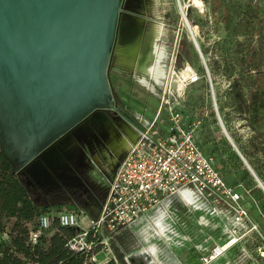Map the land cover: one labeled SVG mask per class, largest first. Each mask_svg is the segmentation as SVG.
<instances>
[{"label":"rangeland","instance_id":"obj_1","mask_svg":"<svg viewBox=\"0 0 264 264\" xmlns=\"http://www.w3.org/2000/svg\"><path fill=\"white\" fill-rule=\"evenodd\" d=\"M220 2L221 0H129V6H127L122 15L121 24L128 27L132 26L131 16H135L137 18L134 19L133 26L138 23L140 18L143 20L140 24L144 31L150 27H155L160 36L157 44L159 47L166 49L170 59V68L167 85L163 89L157 87L156 93H154L138 81L141 74L134 75L136 72L133 74L118 66L116 57L110 68L109 76L118 106L122 109V112L119 115L113 114L110 116L109 128L112 129V132H117V138L112 143L113 145L120 144L124 138L131 136L130 133H136L137 129L146 128L142 123V119L151 125L159 111L161 113L155 123L156 128L159 131L168 133V121L170 110L172 109L182 113L183 126L186 129L193 130L195 141L201 147L202 143L206 144L207 147L209 141L206 133H202L203 130L200 129L199 121L205 119L209 112L207 103L203 101L206 96L211 97L212 106L215 108L213 95L215 101L217 95H225V91L229 89V81L223 75L225 71L237 75L240 71L245 72L249 68L252 69L253 63L260 58L262 60L260 70L254 71L255 76L251 78L252 80L247 81L250 85H246V94L248 95L250 90H255V88H264V0H226L224 6L230 8L233 18L235 17L234 11L238 7V3L246 4L249 7L250 21L254 27L251 30L252 35L246 38L243 36L233 37L229 39L232 42L228 46L222 43V40L225 39V33L219 28H222L223 25L217 23L219 19L217 6L220 5ZM221 9L223 12L224 9ZM183 15H186L199 47L202 44L205 49H208V53L206 56L203 55V59L193 43ZM185 38L193 44L199 56L198 59L193 52L191 60L179 55L180 43ZM237 40L240 42L245 41L246 44L238 46ZM229 50L231 51L230 55H228ZM223 52L226 55L222 61L221 54ZM214 60L219 61V72L213 80L210 75L211 85L207 69L210 73L208 63L210 64ZM200 66H203L207 76L205 80L209 84V95L202 86L203 76L199 69ZM195 74L199 75V81L189 84L188 79ZM173 76L182 83L183 91L171 89L170 85ZM197 99H200V101L196 107H193V103ZM225 112L229 114L231 119L230 132L224 123L223 125L236 147L241 154V150L247 153L248 160L244 158L251 168L249 160L251 163L261 166L264 173V152L251 156L256 152V143L251 141L252 130L244 120H240L233 113L231 107H227ZM220 127L221 131L217 132L216 135L219 133L225 135L224 129L221 125ZM90 129V132H95L96 135H91L94 143L93 147L84 138L82 130L78 129L74 136L70 137L69 142L65 144V160L63 164L59 165L50 159L41 162L42 164H50L57 169L73 167L77 170L75 184H72L73 187L69 188L70 200L84 198L88 204L94 205L97 203L99 207H102L103 211L108 196L109 183L112 180L113 169L115 164L126 155L127 148L121 147V143L117 152H110L106 148L108 143V138H105L106 135H102L94 126H90ZM211 130H214V127H211ZM95 152H98L99 157L92 162V156ZM115 153L120 155L119 160H116L117 156H115ZM213 164L216 167L214 159ZM220 175L224 183L240 195L239 204L249 210L259 229L264 230V203L260 200L257 189L254 187L255 185H252V189H249V191H244L242 186L244 183L235 186L231 183V179H227L221 173ZM255 184L259 187L256 180ZM194 196L198 199L197 208L179 202L172 195L167 198V201L160 209L153 208L148 213V215H154L162 210V216L157 220L159 223L162 220L161 229L166 227L162 231L165 236L157 233L160 227L155 226L154 222L149 219H142L138 224L121 228L120 231L123 230L125 232L123 236H125L126 232L131 234L132 231L129 229L136 231L138 234L135 240L132 239V236L127 239L128 241L125 240L129 244L127 247L130 253H125L123 262L126 264L127 256L130 261L131 257L139 256L142 249L147 247V245H155L158 253L155 257L151 256L148 259V261H154L152 264H160V262L164 261L165 252L163 248L165 246L179 258L182 264H192L197 260V258L193 260L195 257L208 254L215 244L226 243L231 238V232L235 229L230 218L238 215L239 210L233 208L232 205H228L226 197L220 193H206L205 195L195 193ZM59 209H71L79 214L85 213L84 210L72 204L62 205ZM54 213H56V209ZM241 229L244 230L243 227ZM115 234L116 232L109 233L105 227L102 229V235L109 237V246L114 252L113 254L116 255V250L123 248L125 251V246L123 247L119 240H115ZM120 240H122V237ZM243 244L244 240L241 239L235 247L227 252L226 257L219 259V262L221 264H230L239 254L238 247ZM96 255L99 259H102L101 255L103 254L100 249ZM212 264H216V261H213Z\"/></svg>","mask_w":264,"mask_h":264},{"label":"water","instance_id":"obj_2","mask_svg":"<svg viewBox=\"0 0 264 264\" xmlns=\"http://www.w3.org/2000/svg\"><path fill=\"white\" fill-rule=\"evenodd\" d=\"M123 1L0 0V148L14 170L54 151L94 108L112 104L109 72ZM127 47L138 59V40ZM213 100L215 105L214 95ZM215 111L228 141L264 192Z\"/></svg>","mask_w":264,"mask_h":264},{"label":"trees","instance_id":"obj_3","mask_svg":"<svg viewBox=\"0 0 264 264\" xmlns=\"http://www.w3.org/2000/svg\"><path fill=\"white\" fill-rule=\"evenodd\" d=\"M226 0H221L217 6L219 19L217 23L223 26L219 30L225 33V39L222 43L226 46L230 44L233 37H248L252 35L253 24L250 21L249 7L244 3H238L235 17L233 18L230 8L225 7ZM223 8V12L222 9ZM234 24V25H233ZM238 46H244L245 41H236ZM201 52L207 55L208 49L200 44ZM194 53L198 59L193 44L185 38L180 43L179 55L187 60H191V54ZM231 51H228L230 55ZM225 53L221 54L222 61ZM262 60L254 62L252 69L245 72H239L237 75L225 71L224 77L229 81V89L225 95L216 96V104L221 119L230 132L231 119L225 112L227 107H231L233 113L244 120L252 130V142L256 143L255 150L251 156L264 152V88H255L250 90L247 95L246 85L248 80L254 75V71H259ZM221 63V62H220ZM219 61L214 60L208 68L212 80L218 74ZM203 76L202 86L209 95V84L205 80L206 73L203 66L199 67ZM214 83V81H213ZM191 101V99H190ZM200 99L193 103L196 107ZM204 103L208 106V115L200 121L202 133H206L209 145L202 143V147L196 141L198 146L208 157H212L216 162V169L235 186L244 183L243 190L249 191L252 185L258 192L260 200L264 203V192L255 184L254 177L245 167L244 162L237 154L233 146L221 131L220 123L212 106L211 97L204 98ZM214 127V130H211ZM233 137V136H232ZM234 139V137H233ZM235 140V139H234ZM236 142V140H235ZM206 147V148H205ZM241 150V149H240ZM243 157L247 159L248 155L243 150ZM248 160V159H247ZM254 172L264 184V173L262 167L251 163ZM50 164H42L38 159L31 162L26 167L14 170L10 161L6 158L0 148V264H95L89 260V257L82 253H75L68 247L69 240L74 237L79 230L71 227L60 226L55 222V231L52 234L46 232L37 243L30 242L31 231L38 228V219L42 214L60 211L62 205H74L82 210L94 220L100 217L102 207L97 203L88 204L84 198L70 200L69 188L75 184L76 174L71 172H59ZM117 259L119 264L123 262L124 254L117 249ZM107 264H116L111 261Z\"/></svg>","mask_w":264,"mask_h":264},{"label":"built area","instance_id":"obj_4","mask_svg":"<svg viewBox=\"0 0 264 264\" xmlns=\"http://www.w3.org/2000/svg\"><path fill=\"white\" fill-rule=\"evenodd\" d=\"M207 73L212 85L208 69ZM199 79L195 74L188 81L193 84ZM215 109L218 110L216 104ZM160 113L151 125L142 119L146 128L137 129L136 141L113 169L108 196L97 220L71 209L45 213L38 219V228L31 231L30 242L37 243L58 222L63 227L79 228L68 242L71 251L87 255L95 264L111 261L118 264L109 246V237L102 235L103 227L110 233L138 224L153 208L160 209L172 195L220 193L228 205L239 210L238 215L230 218L235 229L226 243L215 244L195 264L217 262L241 239L245 245L238 247L239 254L230 264H264V230L259 229L249 210L239 204L240 195L224 183L213 158L206 156L196 143L193 130L183 126L182 113L170 110L168 133L156 128ZM99 249L104 253L102 259L96 255Z\"/></svg>","mask_w":264,"mask_h":264},{"label":"bare ground","instance_id":"obj_5","mask_svg":"<svg viewBox=\"0 0 264 264\" xmlns=\"http://www.w3.org/2000/svg\"><path fill=\"white\" fill-rule=\"evenodd\" d=\"M196 2L199 3L198 1ZM142 21L143 20L139 19L136 25L122 28L116 54L117 65L133 74L137 71L134 75L141 74L138 81L143 86L156 93L157 87L163 89L168 83L170 59L166 49L159 47L157 44L160 37L158 30H156L155 27H150L144 31L140 24ZM135 39H137L139 45H141L138 59L133 56L134 52L132 47H127L128 44ZM170 86L171 89L177 91L183 89L182 83L177 81L175 76H173ZM130 135V137L123 139L121 142L122 144L120 143L121 147L130 148L136 141L138 132H132ZM120 144H117V146L120 147ZM178 198L185 205L197 208L198 199L191 192H186L183 196H179ZM154 225L158 226L157 224Z\"/></svg>","mask_w":264,"mask_h":264},{"label":"flooded vegetation","instance_id":"obj_6","mask_svg":"<svg viewBox=\"0 0 264 264\" xmlns=\"http://www.w3.org/2000/svg\"><path fill=\"white\" fill-rule=\"evenodd\" d=\"M127 6H129V0H124L122 7H121V15H120V20H119V26H118V31H117V43H116V49L118 50V46H119V39H120V33L122 28L128 27V26H124L121 24L122 22V15L124 13V10L127 8ZM132 18V25L134 24V19L137 18L135 16H131ZM140 19V18H139ZM141 47V45H140ZM114 60H116V56H113V60L111 62V66L114 62ZM111 68V67H110ZM110 75V72H109ZM111 91H112V104L107 107V108H101V107H96L94 108L92 111H90L89 115H87L83 120H81L79 123H77L70 131H68L59 141L60 144H58L54 151H52L49 154H44L41 157L38 158L39 161H45V160H53L55 163L63 164L64 163V153H65V144L69 142L70 137L74 136V133L77 132L78 129L82 130V133L84 135V138L89 141L90 145L93 147L94 143L92 142V137L91 135H95V132L91 133L90 132V126H94L95 128L98 129V132L102 133V135L104 134L105 138H108V143L106 145L107 150H110V152L113 151H118V149L120 148L119 146H117V144L113 145L112 143H114L116 141L115 138H117V132H112V129L109 128V124H110V116H112L113 114H121L122 109L118 106L117 100H116V95L115 92L111 86ZM94 120V121H93ZM115 139V140H114ZM114 140V141H113ZM112 150V151H111ZM95 151V150H94ZM127 151V150H126ZM116 160L120 159V155H118L117 153H115ZM98 156V152H95L92 156V162L93 160L96 161ZM124 158V157H123ZM122 158V159H123ZM121 159V160H122ZM120 160V161H121ZM120 161L118 163L115 164V167L120 163ZM64 167V166H63ZM71 167V166H70ZM57 169V168H55ZM57 169L60 170L59 172H63V171H67V172H71L76 174L77 176V170H75L73 167L71 168H66V169Z\"/></svg>","mask_w":264,"mask_h":264},{"label":"crops","instance_id":"obj_7","mask_svg":"<svg viewBox=\"0 0 264 264\" xmlns=\"http://www.w3.org/2000/svg\"><path fill=\"white\" fill-rule=\"evenodd\" d=\"M176 199H178V201L181 202L179 200L178 196L176 197ZM168 203H170V202H168ZM163 212H165V210H163ZM161 213H162V210L158 211L154 215H148V217L145 218V219H149V220H151V222H154L153 224H157L160 227V230H158L159 232H157V233L159 235L165 236L162 233V231H163V229L165 230L166 227L161 229V227H162V220H160V223L157 220V219H159L162 216ZM164 214H166V213H164ZM86 216L89 219H91L87 214H86ZM164 218H165V216H164ZM78 230H79V228H78ZM129 230L132 231L131 234L126 232L125 236H123L125 232L122 230V231L116 232V234L114 235L115 236V240H117V241L119 240L122 243L123 247L125 246V251L123 250V248H120V251H122V253L124 255H125V253H130L129 248L127 247L129 244H128V242H125V240L129 239L131 236H132V239L135 240L137 238V236H138V234H137L136 231L131 230V229H129ZM54 231H55V228L53 227L51 230L48 231L49 232L48 234H52ZM125 231H127V230H125ZM121 237H122V240H120ZM163 249H164V252H165V259H164L163 262H160V264H182V262L179 260V258L175 254H173V252H171L170 249L167 246H165ZM157 253H158V249L156 248L155 245H147V247H145V248L142 249V251L140 252L139 256L131 257L132 258L131 261L129 260V258L127 256V260H126L127 262H126V264H152L154 261H148V259L151 258V256L155 257ZM102 254L103 255H101L102 256L101 258H104V253L102 252ZM115 257L117 258L116 255H115ZM124 258H125V256H124ZM196 258H197V260H199L200 257H195L193 260H195ZM197 260H196V262H197ZM118 264H119V261H118ZM216 264H221V263L218 260L216 262Z\"/></svg>","mask_w":264,"mask_h":264}]
</instances>
